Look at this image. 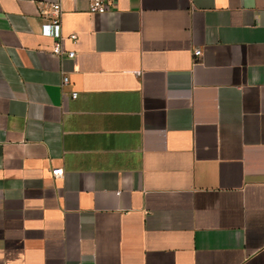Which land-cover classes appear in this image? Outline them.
I'll use <instances>...</instances> for the list:
<instances>
[{
  "label": "crops",
  "instance_id": "1",
  "mask_svg": "<svg viewBox=\"0 0 264 264\" xmlns=\"http://www.w3.org/2000/svg\"><path fill=\"white\" fill-rule=\"evenodd\" d=\"M0 264H264V0H0Z\"/></svg>",
  "mask_w": 264,
  "mask_h": 264
},
{
  "label": "built area",
  "instance_id": "2",
  "mask_svg": "<svg viewBox=\"0 0 264 264\" xmlns=\"http://www.w3.org/2000/svg\"><path fill=\"white\" fill-rule=\"evenodd\" d=\"M115 0H88V10L92 13H105L109 5H111ZM50 16L47 22L41 24L40 32L43 35L51 36L54 39V43L51 47V52L53 54H59L61 52V9L59 2H52L49 4ZM75 34H70L69 38L74 41ZM73 51H68L67 55L72 56ZM193 56H198L200 54L199 48H194L192 51ZM69 81L67 75H63L61 79V86H64ZM71 97L75 98L77 95L76 91L71 92ZM52 174L59 176L62 173L61 168H52Z\"/></svg>",
  "mask_w": 264,
  "mask_h": 264
}]
</instances>
